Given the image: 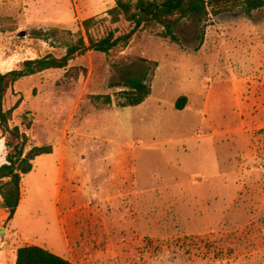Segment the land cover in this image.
<instances>
[{
    "label": "rangeland",
    "instance_id": "obj_1",
    "mask_svg": "<svg viewBox=\"0 0 264 264\" xmlns=\"http://www.w3.org/2000/svg\"><path fill=\"white\" fill-rule=\"evenodd\" d=\"M115 5L0 0V73L87 45L6 95V110L21 100L10 127L28 150L52 153L23 177L13 221L0 209V254L15 264L19 248L37 245L73 264H264V9L192 17L179 43L154 29L91 50L86 20L97 19L96 40L130 30L111 23ZM147 72L151 96L120 107L123 88L111 85ZM6 141L0 128L1 166Z\"/></svg>",
    "mask_w": 264,
    "mask_h": 264
},
{
    "label": "trees",
    "instance_id": "obj_2",
    "mask_svg": "<svg viewBox=\"0 0 264 264\" xmlns=\"http://www.w3.org/2000/svg\"><path fill=\"white\" fill-rule=\"evenodd\" d=\"M239 9L247 13L264 9V0H116V5L107 14L111 23L126 22L130 30L122 35L116 31L96 40L90 34L92 27L97 25V19L91 18L84 22L88 32L89 48L102 53H110L113 49L127 47L131 39L139 32L159 29L157 36L179 43L177 28L181 23L192 17H198L200 22L223 14L234 13ZM103 21V20H102ZM207 24H205V27ZM86 41L81 37L76 43H66L67 53L62 58L50 56L47 58L26 61L22 69L6 74L0 73V128L7 137L8 155L6 163L0 166V209L7 213V221L14 219L22 198V181L25 175L34 169L35 160L45 154H51V146H36L28 150V136L19 127H10L13 113L21 104L19 100L12 108L5 109L4 101L8 91L21 79L36 75L51 69H64L77 55L86 51ZM156 62H150V72L157 68ZM147 72L141 77L124 78L121 83L112 84L123 88L120 96V107H136L143 104L152 94ZM106 104H111L107 96ZM186 97H181L176 103V109L184 110ZM16 264H73L43 247L26 245L17 250Z\"/></svg>",
    "mask_w": 264,
    "mask_h": 264
},
{
    "label": "crops",
    "instance_id": "obj_3",
    "mask_svg": "<svg viewBox=\"0 0 264 264\" xmlns=\"http://www.w3.org/2000/svg\"><path fill=\"white\" fill-rule=\"evenodd\" d=\"M36 161V160H35ZM4 163H2V165H3ZM1 166V165H0ZM15 218V217H14ZM11 221H13V220H11ZM52 252V251H51ZM54 253V252H53ZM62 257V256H61ZM6 262H7V260H6V258L3 256V255H1L0 254V264H6ZM15 264H16V260H15Z\"/></svg>",
    "mask_w": 264,
    "mask_h": 264
},
{
    "label": "water",
    "instance_id": "obj_4",
    "mask_svg": "<svg viewBox=\"0 0 264 264\" xmlns=\"http://www.w3.org/2000/svg\"><path fill=\"white\" fill-rule=\"evenodd\" d=\"M5 232V229L3 231H0V234H3Z\"/></svg>",
    "mask_w": 264,
    "mask_h": 264
}]
</instances>
